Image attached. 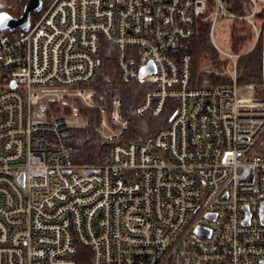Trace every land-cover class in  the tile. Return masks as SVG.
I'll use <instances>...</instances> for the list:
<instances>
[{
  "label": "built area",
  "instance_id": "built-area-1",
  "mask_svg": "<svg viewBox=\"0 0 264 264\" xmlns=\"http://www.w3.org/2000/svg\"><path fill=\"white\" fill-rule=\"evenodd\" d=\"M242 1L41 0L27 30L0 33V264H264V97L215 40L241 20L264 44V0ZM202 22L230 85L195 82ZM103 44L122 83L148 86L136 117L169 114L143 143L125 142L119 100L95 103ZM75 101L98 109L108 163H71Z\"/></svg>",
  "mask_w": 264,
  "mask_h": 264
},
{
  "label": "trees",
  "instance_id": "trees-1",
  "mask_svg": "<svg viewBox=\"0 0 264 264\" xmlns=\"http://www.w3.org/2000/svg\"><path fill=\"white\" fill-rule=\"evenodd\" d=\"M224 6L232 13L241 15L249 12V6L242 0H222ZM28 0H0V13L4 12L12 18H19ZM31 14V20L35 17ZM208 24L199 23L191 41L190 53L193 57V73L197 85L225 86L232 83L229 75L218 72L219 63L208 38ZM226 35L229 42V50L240 54L236 69V83L252 85L261 94L259 87L263 85L262 74V49L261 38L253 44V34L241 20H233L227 23ZM250 48V49H249ZM116 53L109 44H103L99 50L97 61V74L89 88L93 91L95 103L99 108L111 113L113 102L120 101V112L123 119L129 122L127 131L123 134L127 143H143L146 139L163 127L168 120V113L161 118L150 115L136 117L135 109L142 103L148 92L146 83L124 84L117 75ZM217 62L216 69L202 68L205 61ZM215 70V71H214ZM73 107L84 123L74 129L75 139L70 143L72 153L71 163L78 166H98L109 162L111 145L106 143L96 131L99 111L97 108H86L78 101ZM68 108H65L66 112ZM59 109L56 110L58 112ZM168 117V118H167Z\"/></svg>",
  "mask_w": 264,
  "mask_h": 264
},
{
  "label": "rangeland",
  "instance_id": "rangeland-1",
  "mask_svg": "<svg viewBox=\"0 0 264 264\" xmlns=\"http://www.w3.org/2000/svg\"><path fill=\"white\" fill-rule=\"evenodd\" d=\"M227 23L228 22H225V21H221L218 20L217 23L215 24V40H216V45L217 47H219L221 50H224V52L226 53H232V54H235L233 53L232 51H230L228 48H229V42H228V38H227V35H226V26H227ZM208 38H209V35H208ZM209 41H210V44H211V47L213 48L214 50V53H215V56H216V59L218 60V65H219V68L220 70H218L216 68L217 66V62L213 61V60H208V61H205L202 68H204V70H209V68H212L214 67V69H216V72L217 70L220 71L218 73H225L224 72V68L229 64V62L224 59V58H221L216 49H215V46H214V43L211 42L210 38H209ZM259 42V41H258ZM256 44V43H255ZM254 45V42L252 45H250L251 47H253ZM263 47H264V44H263V41L261 40V51H262V76H263V82H264V52H263ZM250 49V48H249ZM241 54V53H239ZM238 55V54H237ZM238 63V62H237ZM238 65V64H237ZM237 69V67H236ZM212 71H213V68H212ZM215 71V70H214ZM236 73V71H235ZM227 75V74H225ZM236 77V75H235ZM240 89H243L244 91H246V89H250L253 91L254 95L258 96V97H264V84L263 85H260L259 87L257 88H260L263 93H259L257 91V89L255 87H253L252 85H241L239 86Z\"/></svg>",
  "mask_w": 264,
  "mask_h": 264
},
{
  "label": "water",
  "instance_id": "water-1",
  "mask_svg": "<svg viewBox=\"0 0 264 264\" xmlns=\"http://www.w3.org/2000/svg\"><path fill=\"white\" fill-rule=\"evenodd\" d=\"M41 7V0H28L19 18H12L4 12L0 13V33L17 30H27L32 13L39 12ZM152 65L143 67L140 71V76L143 77L147 73L152 72ZM262 214V210H261ZM201 236H207V232L201 229L196 230Z\"/></svg>",
  "mask_w": 264,
  "mask_h": 264
}]
</instances>
